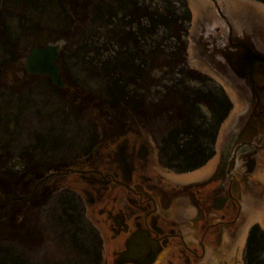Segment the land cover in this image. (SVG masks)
Listing matches in <instances>:
<instances>
[{
  "label": "rangeland",
  "instance_id": "1",
  "mask_svg": "<svg viewBox=\"0 0 264 264\" xmlns=\"http://www.w3.org/2000/svg\"><path fill=\"white\" fill-rule=\"evenodd\" d=\"M60 1L65 4L66 0ZM218 1L233 16L254 17L264 24L263 4L253 0ZM187 3L192 14L188 35V66L211 77L224 89L232 103V110L218 131L219 145H226L230 136L229 128L231 131L236 113L243 106L238 107L239 99L235 91L222 83L199 55L198 37L217 22L213 4L209 0H187ZM197 9L204 12L202 22L198 20ZM16 11L22 13V10ZM2 15L6 19L7 33H18V18ZM54 15L38 13L36 16L42 25L54 26ZM20 44L24 56L14 61L15 66L11 64L10 54L4 53L0 44V63L4 60L6 65L5 69L0 66V173L7 170L9 176L20 179L13 181V184L18 185L17 188L28 189L23 193L17 189L18 201L6 207V210H14L15 218L11 224L17 233L11 238L4 233L7 236L5 245L9 247L11 244L13 253L20 254L29 264H109L112 254L108 250L104 252L100 240H94L98 237L97 233L103 237L105 232L110 238L112 236L110 229H106L112 224L105 225L104 222L102 225L101 210L110 211L114 205L119 209L118 203L124 196L129 206L126 209L130 213L137 211L136 207H131L132 202H138L137 194L154 198L156 191L166 185V181H170L169 177L181 176L164 168L158 155L161 139L173 126L166 127L165 121L172 116L163 113L159 99L152 98L153 102L156 100L158 103L159 109L137 106L140 98L150 95L139 89L131 93L135 95V104L131 105L130 115L124 117L125 127L133 120L134 130L127 129L114 141L106 139L105 136L111 133L116 121L112 117L114 112L111 113L103 105L101 98H105V95L100 96L99 82L83 70L81 63L75 59L71 51L72 43L63 50L62 63L59 65L57 62L63 70L61 78L64 87L60 89L65 88L60 93L51 89L52 83L47 77L32 78L25 71L24 64L30 50L25 51L26 46L23 42ZM50 44L64 47L62 42ZM25 79L28 80V95L20 100L12 98L10 93L21 88L20 81ZM150 91L152 95L154 90ZM159 91L157 96L161 97ZM93 93L96 96L93 97ZM77 94H88L92 99L86 98L85 102H81ZM175 99L173 104H177ZM48 163L54 168L55 174L49 180H43L44 184L38 185L37 189L35 185L39 180L31 174L45 165L48 167ZM258 166L257 174L264 170V162ZM146 183L153 188L148 189ZM34 187L37 190L34 195H30ZM227 205L232 206L230 202ZM228 206L219 212L220 218L231 211ZM92 219L98 221L101 227L96 228ZM99 250L100 261L95 258V252Z\"/></svg>",
  "mask_w": 264,
  "mask_h": 264
},
{
  "label": "trees",
  "instance_id": "2",
  "mask_svg": "<svg viewBox=\"0 0 264 264\" xmlns=\"http://www.w3.org/2000/svg\"><path fill=\"white\" fill-rule=\"evenodd\" d=\"M253 1L264 5V0ZM38 13L55 14V25H42ZM2 14L6 18H18L20 31L17 30L16 37L7 33ZM191 20L187 0H66L65 4L60 0H0V44L15 66L14 61L23 55L20 42L26 46L25 51L62 42L64 47H60L57 58L59 65L63 50L72 43L71 51L81 68L99 82L100 96L105 95L101 98L103 105L114 112L112 117L116 121L111 133L105 136L109 140H116L127 129L134 130L133 120L127 127L124 123V117L130 115L131 105L135 104V95L131 93L139 89L150 93L137 99L136 105L154 110L159 109L160 103L163 113L171 114L165 125L173 126L161 139L158 155L164 168L184 174L201 168L215 155L219 128L232 110L224 89L211 77L188 66ZM1 65L6 68L4 60ZM60 70L62 76L63 70ZM31 77L39 79L36 75ZM27 81H20L22 87L17 93H10L12 98L20 100L28 95ZM50 87L58 93L65 90L53 84ZM150 90H154L152 95ZM158 90L161 97L157 96ZM76 96L81 102L92 99L88 94ZM152 98L159 102H153ZM175 98L177 104L172 103ZM47 170L45 165L33 171L38 178H43ZM17 179L20 180L4 170L0 173V188L12 193L13 181ZM263 254L264 231L254 224L247 235L244 264H264ZM95 255L100 261V250Z\"/></svg>",
  "mask_w": 264,
  "mask_h": 264
},
{
  "label": "water",
  "instance_id": "3",
  "mask_svg": "<svg viewBox=\"0 0 264 264\" xmlns=\"http://www.w3.org/2000/svg\"><path fill=\"white\" fill-rule=\"evenodd\" d=\"M209 1L217 22L198 37L199 55L209 70L235 91L243 105L220 155V175L215 180L228 188L236 180L244 184L254 180L259 163L264 162V24L254 17L233 16L218 0ZM59 48L58 44L33 47L25 71L47 77L54 86L63 88L57 64ZM226 201L223 197L213 204L217 213Z\"/></svg>",
  "mask_w": 264,
  "mask_h": 264
},
{
  "label": "crops",
  "instance_id": "4",
  "mask_svg": "<svg viewBox=\"0 0 264 264\" xmlns=\"http://www.w3.org/2000/svg\"><path fill=\"white\" fill-rule=\"evenodd\" d=\"M238 102L241 108L243 105ZM218 142L215 155L204 166L178 177H169L170 181H166L167 184L156 191L153 198L156 215L171 230L170 233L180 237L178 240L173 239V243L171 239L170 244L162 249L158 262L174 253L182 258V261L177 258L179 264H244L250 227L258 224L264 230V170L257 174V169L255 179L248 183L235 182L234 191L239 200L237 211L224 213L222 219L213 208L218 199L226 197L227 191L226 185L215 181L220 155L227 145H219ZM225 220L233 222L225 224ZM183 245L195 251L203 247L200 258L190 257L183 250ZM186 259L189 260L184 261Z\"/></svg>",
  "mask_w": 264,
  "mask_h": 264
},
{
  "label": "flooded vegetation",
  "instance_id": "5",
  "mask_svg": "<svg viewBox=\"0 0 264 264\" xmlns=\"http://www.w3.org/2000/svg\"><path fill=\"white\" fill-rule=\"evenodd\" d=\"M47 167V165H46ZM53 167L48 163V174L43 178H38L35 173L31 174L34 179L39 180L35 185L36 188L40 184H44L45 181L49 180L51 176L55 173L53 172ZM220 172L216 173L215 180L219 178ZM148 189V183L145 184ZM18 186V185H17ZM35 187L32 189L30 195H34L37 189ZM234 184H230L226 191V202H230L232 206H228L229 209L237 211L239 209V200L236 197ZM19 191L26 192L28 189L18 188ZM15 191V192H14ZM12 193H5L0 188V264H29V262L24 261L22 256L17 253H13V247L9 244V247H6L7 236L4 233L8 234L10 238L12 235L16 234L17 229L11 224L15 218V213L13 209L6 210V207L9 203H14L18 201L17 189L14 188ZM43 194V193H42ZM28 196H26L27 198ZM138 202H132L131 207H136L137 211L129 212V209L126 205V199L123 196L121 201L118 203V208L112 206L110 211L101 210L102 213V225H108L109 223L112 226H106V229H110L111 238L107 236L105 232L104 237L102 235L96 234V239L100 240V246L104 247V252L108 250V253L112 254V258L109 261V264H179L177 258L182 261V258L175 256L174 253L170 258V254L165 257L162 261L158 262L159 253L163 251L167 244L172 243L173 239H180L178 234L170 233V229L166 228V225L163 221L160 222L158 216L156 215V206L154 204L153 197H145V195L137 194L136 195ZM130 201V200H129ZM127 208V209H126ZM120 213H117V211ZM131 210V209H130ZM118 214V215H117ZM106 215V216H103ZM234 221V220H233ZM224 222L225 224H232V222ZM93 225L98 228L101 227L98 221L92 219ZM11 224V225H10ZM217 225H220L218 223ZM104 229V227H102ZM210 229V228H209ZM170 230V231H169ZM206 232V231H205ZM102 236L103 238H99ZM184 246V245H183ZM183 250L189 254L190 257L198 259L201 256L203 247L198 251L183 247ZM105 253L103 254V260L105 262ZM107 253V255H108ZM20 257H13V256ZM101 256V255H100ZM185 257V256H184ZM105 258V259H104ZM186 258V257H185ZM107 259H109L107 257ZM186 259L184 261H187ZM158 262V263H157ZM106 264V263H104ZM187 264V263H185Z\"/></svg>",
  "mask_w": 264,
  "mask_h": 264
},
{
  "label": "bare ground",
  "instance_id": "6",
  "mask_svg": "<svg viewBox=\"0 0 264 264\" xmlns=\"http://www.w3.org/2000/svg\"><path fill=\"white\" fill-rule=\"evenodd\" d=\"M197 12H198V20H199V22H202L203 21V19H204V16H203V14H204V12L200 9V10H198L197 9ZM202 14V16H200Z\"/></svg>",
  "mask_w": 264,
  "mask_h": 264
}]
</instances>
